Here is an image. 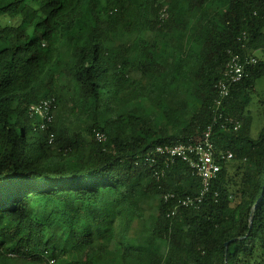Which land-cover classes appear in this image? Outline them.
<instances>
[{"label": "trees", "instance_id": "trees-1", "mask_svg": "<svg viewBox=\"0 0 264 264\" xmlns=\"http://www.w3.org/2000/svg\"><path fill=\"white\" fill-rule=\"evenodd\" d=\"M2 19L15 23L0 24V264H264V126L251 139L245 114L264 77V0H0ZM257 51L219 110L234 122L222 129L215 86L231 55ZM66 92L79 114L63 110ZM44 100L41 129L30 107ZM210 125L233 159L198 207L171 216L164 195L195 197L200 180L180 160H145ZM148 201L157 212L143 220Z\"/></svg>", "mask_w": 264, "mask_h": 264}, {"label": "built area", "instance_id": "built-area-1", "mask_svg": "<svg viewBox=\"0 0 264 264\" xmlns=\"http://www.w3.org/2000/svg\"><path fill=\"white\" fill-rule=\"evenodd\" d=\"M164 17V15H162ZM257 59L254 56L239 54H233L225 64L221 79L215 86L218 93V98L215 102V113L213 122L216 120H222V129H227L228 125L234 124L231 118H223L219 113L225 99L229 96L231 86L239 83L244 78L245 69L247 66L256 64ZM53 100L40 101L37 104H33L30 107L32 115L41 119V129H45L48 123H51L52 116L51 110L53 107ZM240 127V123L236 122L234 130L236 131ZM212 125L208 126L204 132H202L197 140L192 144H175L164 145L155 148L152 155H148L146 163H156V157L162 158L165 164H172L175 160H180L185 163L200 180L201 191L195 197H186L176 199L174 194H166L163 199L165 202L170 199L176 200V205L171 212V216H174L178 208H195L198 207L210 192L213 182L217 179L221 170L222 162H229L233 159L231 152H219L215 151L212 141ZM99 141H105L103 134H97ZM217 196V195H215ZM10 258H14L10 255ZM45 264H54V261L50 260Z\"/></svg>", "mask_w": 264, "mask_h": 264}, {"label": "rangeland", "instance_id": "rangeland-1", "mask_svg": "<svg viewBox=\"0 0 264 264\" xmlns=\"http://www.w3.org/2000/svg\"><path fill=\"white\" fill-rule=\"evenodd\" d=\"M217 9H218V6L210 7L211 12L216 11ZM176 21H177V23H179V22L183 23L187 27H192V25L188 24L186 19H183L182 17H178ZM8 23H15V22L9 21L8 19L0 20V24H2V25L8 24ZM37 29L41 30L42 26L37 25ZM251 55L254 56L256 59H258L260 57V54L258 51L253 52V53L251 52ZM186 62H187V60L184 57H182V56L178 57V59L175 61V64H174V69L176 70V72L180 73V69L182 68V65H184ZM56 72L60 76L61 70L59 68H56ZM65 85L67 88H69L68 83L65 82ZM187 86H188L189 91L192 92L196 85L193 82L191 84L189 83ZM72 95H73L72 92H66L64 94V102H63V104H61V106H62L63 110H65L66 108H69L71 106H76L77 107L76 115H77L80 112V110H79L80 109V103H78V105L75 103H72L70 101V98L73 97ZM250 97H251V102H250V105L247 107L245 114L249 115L251 118V127H250L249 136L251 139L255 140L258 138L259 133L264 126V118L262 115V111L264 108V77H261L260 79L255 81L254 88L250 93ZM103 99H104V96H103ZM115 102H112L109 105H111V107L114 108L116 105ZM198 106H199V102L194 101V108H197ZM61 116H63V119H65V120L62 119L63 121H61V124L66 125V126H72L74 124V121H75L74 117L75 116L72 117V114L71 115L63 114ZM233 164L234 163H230L229 166H232ZM156 212H157V202L156 201H148L145 205L142 206V208L140 210V217L143 220H146V219L151 220L153 218V215ZM56 218H57L56 216L52 217V215L49 214L48 216L45 217V221L47 224H50L52 222V220H54ZM139 228H140L139 222H135L132 225L130 232L128 233L129 239H132L133 237H136L140 234ZM119 234H120V229L118 226H116L115 227V235L112 237L110 234V236H108L106 238L104 243L109 244L112 238H114L113 240H117V238H119ZM8 263L13 264L14 263L13 259H11V258L8 259ZM25 264H31V263L26 262ZM124 264H132V263L130 262V260L129 261L126 260L124 262Z\"/></svg>", "mask_w": 264, "mask_h": 264}, {"label": "water", "instance_id": "water-1", "mask_svg": "<svg viewBox=\"0 0 264 264\" xmlns=\"http://www.w3.org/2000/svg\"><path fill=\"white\" fill-rule=\"evenodd\" d=\"M235 240H231L230 242L225 243L226 253H227V247L231 242H234Z\"/></svg>", "mask_w": 264, "mask_h": 264}]
</instances>
